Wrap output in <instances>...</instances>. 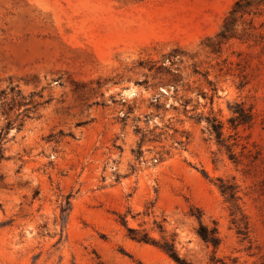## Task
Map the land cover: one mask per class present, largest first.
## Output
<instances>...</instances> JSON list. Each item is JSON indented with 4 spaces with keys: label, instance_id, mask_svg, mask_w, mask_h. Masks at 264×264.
<instances>
[{
    "label": "rangeland",
    "instance_id": "obj_1",
    "mask_svg": "<svg viewBox=\"0 0 264 264\" xmlns=\"http://www.w3.org/2000/svg\"><path fill=\"white\" fill-rule=\"evenodd\" d=\"M0 149V264H264V0H0Z\"/></svg>",
    "mask_w": 264,
    "mask_h": 264
},
{
    "label": "trees",
    "instance_id": "obj_2",
    "mask_svg": "<svg viewBox=\"0 0 264 264\" xmlns=\"http://www.w3.org/2000/svg\"><path fill=\"white\" fill-rule=\"evenodd\" d=\"M239 2L235 3L234 8L231 10L230 15H234L236 12L239 11ZM227 21H225L224 29H226ZM220 37L225 38V32L224 30L219 34ZM232 116L228 119V122L230 123V126L232 129H236L239 126H245L249 125L252 121V114L250 109H245L242 104H234L232 107ZM206 122L209 126V134L213 135L216 142L224 146L227 150H229V146L225 145L223 137H222V125L216 121L213 118H206ZM136 160L139 159L141 155V151L138 148L136 152H134ZM2 158L1 149H0V159ZM221 192L224 194V188L220 186ZM68 204V203H67ZM62 212H64V209H62ZM197 235L200 237V239L207 243L211 244L213 247H216L219 243V239L217 237L216 228H212L208 230L205 226L202 224H199V227L197 229ZM134 239L140 241V242H148L147 237L145 235H142L141 237H133ZM161 249L172 259H174L176 262H180L179 258L177 257L173 247L171 244H165L161 247Z\"/></svg>",
    "mask_w": 264,
    "mask_h": 264
}]
</instances>
